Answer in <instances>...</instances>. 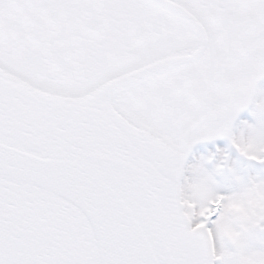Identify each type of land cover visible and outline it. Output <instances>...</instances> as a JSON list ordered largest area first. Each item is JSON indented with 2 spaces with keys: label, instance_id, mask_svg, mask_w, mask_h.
<instances>
[{
  "label": "snow or ice",
  "instance_id": "1",
  "mask_svg": "<svg viewBox=\"0 0 264 264\" xmlns=\"http://www.w3.org/2000/svg\"><path fill=\"white\" fill-rule=\"evenodd\" d=\"M261 79L264 0H0V264H264Z\"/></svg>",
  "mask_w": 264,
  "mask_h": 264
},
{
  "label": "rangeland",
  "instance_id": "2",
  "mask_svg": "<svg viewBox=\"0 0 264 264\" xmlns=\"http://www.w3.org/2000/svg\"><path fill=\"white\" fill-rule=\"evenodd\" d=\"M264 98V79L257 83V93H256V97L255 99L256 100H260ZM248 108V107H247ZM256 111V104L255 102L253 103H250V109H242L236 116L234 122H233V129L234 131H236L237 129H240V126L239 124H241V126H243V123L242 122H245V117L247 118V115L249 114L250 115V120L246 121L248 123H253L254 122V113ZM220 149V148H219ZM223 150V148H222ZM210 154H212V151L211 149L209 148V146L207 145H204L202 148H196L192 154H191V158L189 159L188 163L187 164H194L197 162V160L200 158V157H207L209 156ZM233 156V155H232ZM235 156V155H234ZM232 157L233 160H236L238 161L239 163L242 164V160L239 156H235V157ZM215 163V159L212 161V163H208L206 164L205 166L208 167V168H211L212 165Z\"/></svg>",
  "mask_w": 264,
  "mask_h": 264
}]
</instances>
